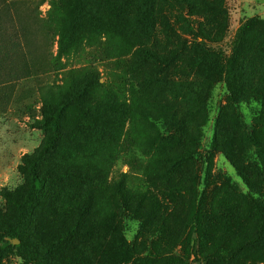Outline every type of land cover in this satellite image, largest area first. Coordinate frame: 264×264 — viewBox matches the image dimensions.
I'll use <instances>...</instances> for the list:
<instances>
[{
	"label": "rangeland",
	"instance_id": "rangeland-1",
	"mask_svg": "<svg viewBox=\"0 0 264 264\" xmlns=\"http://www.w3.org/2000/svg\"><path fill=\"white\" fill-rule=\"evenodd\" d=\"M206 2L212 7L211 25L202 18L190 20L195 28L203 25L200 35L213 39L215 44L208 46L223 58L229 60L238 51L236 84L242 95H249L238 105L230 102L223 80L211 79L203 65L195 67L198 43L182 29L176 10L161 0H155L149 34L136 28L137 10L131 4L114 28L107 22L109 9L100 8L99 29L81 22L69 54L59 59L58 43L72 22L74 7L66 0H0V234L16 220L30 186L28 164L45 142V133L34 126L42 105L59 87L67 88L73 76L81 81L94 75L99 80L94 99L113 97L128 111L135 99L142 108L157 111L169 95H206L197 111L201 128L196 156L173 170L161 165L160 174L149 177L152 150L145 145L155 133L127 122L107 172L103 199L86 202L85 180L54 177L27 227L26 245L48 250L60 264H167L170 259L214 264L207 261L211 254L255 235L258 217L252 201L263 192L264 178L251 137L264 149V0ZM184 14L189 18L187 11ZM250 19L255 20L252 34L237 48L238 29ZM141 49L162 52L164 60L160 65L140 62L135 54ZM78 109L72 105L63 123L67 139L55 149L70 158V167L96 143L92 134L75 130L72 117ZM116 190L137 213L122 210ZM72 203L86 211L85 227L92 231L65 241L61 235L71 223L58 221L55 207L62 210ZM120 235L129 243L131 261L115 256ZM15 241L19 243L8 238L0 242V264H34L24 263L13 251L1 255V249L18 244ZM236 264H264V241L248 248Z\"/></svg>",
	"mask_w": 264,
	"mask_h": 264
},
{
	"label": "trees",
	"instance_id": "trees-1",
	"mask_svg": "<svg viewBox=\"0 0 264 264\" xmlns=\"http://www.w3.org/2000/svg\"><path fill=\"white\" fill-rule=\"evenodd\" d=\"M66 1L74 7L75 11L70 26L63 31L59 40L58 59L69 54L70 42L75 37L77 27L81 22L87 21L93 28L99 29L102 19L100 8L102 7L109 9L107 14H110V20L107 22L112 23L111 28H114L121 25L120 21L124 13H127L128 5L131 4L137 10L136 28L146 34L151 31L152 10L154 9L155 0ZM161 1L176 10L177 20L182 25V29L198 43L200 57L197 61L195 60V67L203 65L206 74L211 79L223 80L230 93L229 98L233 105H238L246 100L249 95H242L241 91L238 90L239 85L236 84L238 73L235 66L239 59L238 51L233 53L229 60L223 58L222 55H219L213 48L208 46L209 44H215L213 39H210L206 33L200 35L199 31L204 29L203 25L198 24L195 28L193 24H196V22L192 23L190 20V18H202L210 26L208 12L212 11L211 5L206 0H198L197 2L192 0ZM185 11L188 12L189 18L184 14ZM254 25L255 20L250 19L238 29L235 41L237 48L242 46L243 42L251 36ZM128 33L130 35L133 32L129 29ZM135 56H138L140 62L149 61L157 65H160L164 60L162 52H155L150 49H141ZM222 61L225 63L223 64ZM193 73H195V70L191 69L190 75H193ZM182 75L186 78V75ZM77 79H79V76H73L67 88L59 87L57 95L48 99L41 107V119L36 121L34 126L45 133V142L41 150L34 155L28 164L30 186L18 206L16 220L13 226L0 234V242L8 238L18 240L19 243L1 249V255L13 251L16 257L24 263L60 264L48 250L40 251L25 244V234L33 214L42 207L43 201L48 195L50 182L54 177L72 176L73 178L85 180L89 184V189L84 190L86 194L88 193L85 199L86 202L91 203L92 200L103 199L107 172L112 159L117 155V148L120 146L122 132L127 122H138L146 130H152L155 133L154 136H151L152 142L145 145L149 152L152 150L149 155L147 153L148 168L146 173L148 175H159L161 165L162 167L168 165L171 169H174L196 156L195 147L199 143L198 133L201 128V123L197 120V111L200 106H203L202 103L206 100V95H169V98L163 99L164 105L161 106L163 109L157 111L152 108H142L138 105L139 100L135 99L133 110L128 111L123 104L113 97L101 101L94 99L92 91L95 85L99 84L98 78L94 75L84 76L81 81ZM183 86L189 87V83H185ZM72 105L79 108L78 112L73 114L72 117L75 130L88 132L96 139L93 147L88 146L85 149H89L90 152L82 151L78 154L77 163L74 167L68 165L70 158L55 153L59 142L67 139V135L63 131V123L69 119L68 112L71 110ZM252 138L251 142L257 148L264 178V149H260L258 143ZM93 150L98 151V155ZM223 152L226 154L224 148ZM116 194L117 198L121 199L122 210L125 213L130 215L137 213L131 211L124 193L116 190ZM79 203H82V200ZM252 206L258 217L255 223V235L232 249H224L222 253L211 254L207 259L209 263L236 264L248 248L260 245L264 241V190L257 194L256 200L252 201ZM85 213L86 211H83L78 204L63 205L62 210L55 207V214L59 217V219L57 218L58 221L65 223L69 220L71 223V227L61 235V238L66 241L73 235L92 231V228L85 227ZM66 225L69 226L68 223ZM116 246L115 256L117 259L131 261L132 252L129 249V243L122 235H120ZM167 264L185 263L178 259H170Z\"/></svg>",
	"mask_w": 264,
	"mask_h": 264
},
{
	"label": "water",
	"instance_id": "water-1",
	"mask_svg": "<svg viewBox=\"0 0 264 264\" xmlns=\"http://www.w3.org/2000/svg\"><path fill=\"white\" fill-rule=\"evenodd\" d=\"M16 242V241H15ZM16 243H18V242H16Z\"/></svg>",
	"mask_w": 264,
	"mask_h": 264
}]
</instances>
